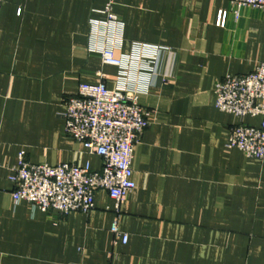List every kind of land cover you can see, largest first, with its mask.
<instances>
[{"label":"crops","instance_id":"0c3cea01","mask_svg":"<svg viewBox=\"0 0 264 264\" xmlns=\"http://www.w3.org/2000/svg\"><path fill=\"white\" fill-rule=\"evenodd\" d=\"M0 0V264H264V160L228 148L260 118L219 111L215 86L264 62V10L231 0ZM229 11L225 27L217 25ZM97 23V24H96ZM113 50L122 67L103 62ZM104 82L135 93L149 127L135 148L137 188L96 195L89 214L15 203L21 153L33 164L102 159L65 132V102Z\"/></svg>","mask_w":264,"mask_h":264},{"label":"built area","instance_id":"2783aa9c","mask_svg":"<svg viewBox=\"0 0 264 264\" xmlns=\"http://www.w3.org/2000/svg\"><path fill=\"white\" fill-rule=\"evenodd\" d=\"M116 1H107L102 25L117 24ZM244 8L264 10V0H231V9L237 15ZM228 14L225 10L218 12L219 27L226 26ZM101 57L107 65L122 67L125 63L111 49H103ZM214 93L219 111L241 119H261L259 126H234L227 146L240 150L248 159L263 161L264 62L250 74L224 77L217 82ZM65 105L66 134L89 153L99 156L102 167L94 170L90 165L80 167L75 163L33 164L21 153L10 177L13 201H26L45 213L89 214L96 209V195L105 192L115 202L116 218L111 232L116 242L127 244L129 237L120 232L118 219L123 202L137 188L135 148L149 127L147 113L135 93L111 90L104 82L80 86L78 95L68 98Z\"/></svg>","mask_w":264,"mask_h":264}]
</instances>
